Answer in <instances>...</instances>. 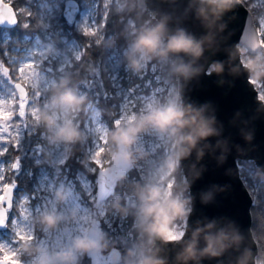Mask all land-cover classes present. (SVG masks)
Instances as JSON below:
<instances>
[{
  "label": "rangeland",
  "instance_id": "374dc122",
  "mask_svg": "<svg viewBox=\"0 0 264 264\" xmlns=\"http://www.w3.org/2000/svg\"><path fill=\"white\" fill-rule=\"evenodd\" d=\"M4 1L12 6V0ZM243 1L253 13L262 48L253 58L242 47L241 57L251 68V79L260 96L264 94V0ZM64 2L36 1L40 29L26 34L22 44L10 43L8 31H1L0 198L8 184L15 186V196L8 210L9 221L0 228V259L24 264H77L86 253L89 264H101L120 258L118 243L122 242L130 245V264H152L145 258L147 246L142 233L133 232L149 214L148 199L166 209V238L181 235L190 206L183 191L173 193L179 168V126L161 127L150 119L170 106L181 109L177 80L166 67L170 60L160 51L165 46L164 33L159 31L162 42L153 49L155 60L136 40L121 52L110 53L107 76L116 127L112 130L102 120L96 100L82 104L85 89L77 87L75 94L54 90L84 51L74 31L90 32L100 41L112 0H78L81 11L71 25L62 18ZM114 2L122 6L126 0ZM29 6L24 3L20 9L25 10V16L30 13ZM128 23L134 22L129 18ZM17 82L27 90L24 98L15 88ZM66 96L72 100L66 101ZM133 128L137 131L129 132ZM30 133L35 134L36 143L29 149L23 141ZM119 138L130 152V166L96 203L100 170L111 164ZM21 164H26V174L35 173L29 187L10 180L9 172ZM130 170L144 181L145 188L136 195L127 183ZM153 191L157 192L155 197ZM123 196L132 203V209L120 206Z\"/></svg>",
  "mask_w": 264,
  "mask_h": 264
},
{
  "label": "water",
  "instance_id": "95a60500",
  "mask_svg": "<svg viewBox=\"0 0 264 264\" xmlns=\"http://www.w3.org/2000/svg\"><path fill=\"white\" fill-rule=\"evenodd\" d=\"M163 25L165 46L183 33L200 48L199 55L167 51L175 67L181 110L199 113L195 123L180 125L178 161L189 195L183 232L166 238L150 228L152 264H256L257 242L252 231V195L241 177L238 160H252L264 175V99L242 57L261 50L252 11L243 0H136ZM81 11L78 0H65L63 17L73 23ZM14 11L0 0V23L14 21ZM183 66L187 70L180 71ZM217 66L219 71H209ZM252 81L253 83H250ZM24 98L27 90L17 82ZM125 142L110 165L100 170L99 203L114 181L130 166ZM15 186L0 198V228L9 219ZM3 264H24L0 259Z\"/></svg>",
  "mask_w": 264,
  "mask_h": 264
},
{
  "label": "trees",
  "instance_id": "16d2710c",
  "mask_svg": "<svg viewBox=\"0 0 264 264\" xmlns=\"http://www.w3.org/2000/svg\"><path fill=\"white\" fill-rule=\"evenodd\" d=\"M37 0H12V9L17 11L14 21L5 26L0 23V36L2 32L7 30L10 35V43L22 44V39L26 34H33L38 32L40 29L41 20L36 14ZM102 2V0H100ZM24 3H29L30 13L25 16V10H21ZM13 10V11H14ZM15 14V12H14ZM15 16V15H14ZM63 16V15H62ZM64 18V17H62ZM132 19L133 25L128 23V20ZM28 19V20H27ZM65 20V19H64ZM65 24L71 25V23L64 21ZM133 29V30H132ZM159 30L164 33V28L162 24L155 21L151 14H149L145 9L137 5L136 0H126L125 5L119 6L117 2L112 0L108 4V11L104 19L102 26L103 38L100 41L94 40L90 36V32L74 31L76 38L83 44L84 51L79 59H74L72 66L68 67V70L63 74L66 79L63 81L60 79L58 85L54 87L55 92L60 93H76L77 87H82L85 89L86 94L82 101L84 105L91 99L96 100V104L101 113V118L105 121L109 127L113 130L115 125L113 123V113L111 104L113 103V98L110 97L112 92L111 81L108 79L107 70L110 66V53L112 51L121 52L122 49L130 41H140L141 38L151 30ZM2 31V32H1ZM147 52L151 55V59L155 60L156 55L153 49H149L144 45ZM264 57V48L262 50ZM251 57L255 58L256 53H249ZM166 67L170 70L171 76L176 80L175 68L173 64L168 61ZM264 78V71L261 72ZM115 139V138H114ZM36 143L35 134H26L23 144L26 148H31ZM8 156V154H6ZM27 163V162H26ZM239 170L241 177L243 178L246 186L248 187L252 195V231L255 237L261 238L260 245L262 241L264 243V175L257 168L252 160H238ZM26 164H21L17 168L12 169L9 172L10 180H14L16 184L25 185L29 187L35 178V173L32 172L30 175L26 174L25 170ZM71 168L75 166L70 164ZM131 180L127 182L129 186L133 189L134 195H136L141 189H144V181L141 180L138 173H133L130 170ZM122 178L118 182H121ZM183 191L185 196L188 198V189L185 181L183 180L182 171L179 165L176 171V185L174 186V192ZM130 196L131 195L130 193ZM134 197V196H133ZM127 202L126 204H124ZM189 202V200H188ZM150 208H153L152 212H149L147 218L143 220L138 226L134 227L133 232L142 233V239L146 243L147 250L145 258L150 260L148 248L152 244V239L150 238V228L156 227L162 234L166 235V226L164 224V218L162 217L159 221L155 219L156 211L154 202L148 199ZM121 207H126L132 209V203L126 196H123L120 201ZM133 211V215H134ZM187 215V213H186ZM131 218V215H128ZM132 219V218H131ZM185 221L182 222V227H184ZM105 226V225H104ZM106 230V227H104ZM111 232H109L110 234ZM150 239V240H149ZM127 243V242H125ZM108 245H110L108 243ZM120 249V258L115 261H106L101 264H130L132 263V257L130 255V245H124L122 242L118 243ZM83 259L78 261L77 264H89L86 253L83 254ZM259 259L264 260V251L260 248Z\"/></svg>",
  "mask_w": 264,
  "mask_h": 264
},
{
  "label": "clouds",
  "instance_id": "9594fccd",
  "mask_svg": "<svg viewBox=\"0 0 264 264\" xmlns=\"http://www.w3.org/2000/svg\"><path fill=\"white\" fill-rule=\"evenodd\" d=\"M161 42L162 37L160 35L159 30L146 33L140 40V43L147 46L149 49H155L160 47ZM160 51L162 54H166L167 51H175L190 52L193 55H199L201 50L198 45L193 44L190 37H186L183 33H180L177 36L170 37L167 45L164 47H160ZM179 70L186 71L187 69L181 66ZM219 70L220 69L217 66H213L212 68H210L209 71L211 72ZM64 99L70 102L72 100V97L66 96ZM198 115L199 113L193 114L191 113V111L186 114L185 111L170 106L158 111L154 116L150 117V119L154 120L156 124L161 127H164L166 125L180 126L195 123ZM175 130L176 128L173 127L172 131ZM136 131L137 130L135 128L129 130V132L131 133H135ZM124 139L128 140L129 136L127 134H124ZM156 195L157 192L153 191L152 196L155 197ZM154 208L157 213L155 219L159 221L163 217V214L165 213L166 209L161 207L160 205H155ZM148 211L152 212L153 208H149ZM0 264H3V262H0Z\"/></svg>",
  "mask_w": 264,
  "mask_h": 264
},
{
  "label": "flooded vegetation",
  "instance_id": "af4514ba",
  "mask_svg": "<svg viewBox=\"0 0 264 264\" xmlns=\"http://www.w3.org/2000/svg\"><path fill=\"white\" fill-rule=\"evenodd\" d=\"M8 221H9V219H8ZM8 223V222H7ZM254 235V234H253ZM254 237H255V235H254ZM261 238H256L255 237V240H256V242H257V246H258V249H257V254H256V258H255V263L256 264H264V260H262V259H259L258 258V256H259V254H260V248H261V250L262 251H264V243H263V241H262V245H260V240ZM263 239H264V237H263Z\"/></svg>",
  "mask_w": 264,
  "mask_h": 264
},
{
  "label": "snow or ice",
  "instance_id": "6c2138e0",
  "mask_svg": "<svg viewBox=\"0 0 264 264\" xmlns=\"http://www.w3.org/2000/svg\"><path fill=\"white\" fill-rule=\"evenodd\" d=\"M262 24H264V21L261 22ZM250 83H253L252 81H249ZM261 87H264V85H261ZM261 98L264 99V94H260ZM117 124L119 123V121L116 122ZM169 187H171V185H169ZM182 235L181 234V237L179 238H182ZM173 239H177V237H173Z\"/></svg>",
  "mask_w": 264,
  "mask_h": 264
}]
</instances>
